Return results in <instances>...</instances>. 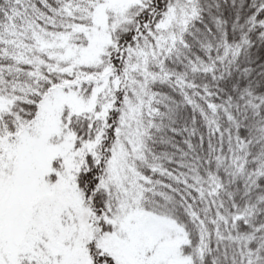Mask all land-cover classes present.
Returning <instances> with one entry per match:
<instances>
[{"label": "snow or ice", "instance_id": "1", "mask_svg": "<svg viewBox=\"0 0 264 264\" xmlns=\"http://www.w3.org/2000/svg\"><path fill=\"white\" fill-rule=\"evenodd\" d=\"M0 264H264V0H0Z\"/></svg>", "mask_w": 264, "mask_h": 264}]
</instances>
